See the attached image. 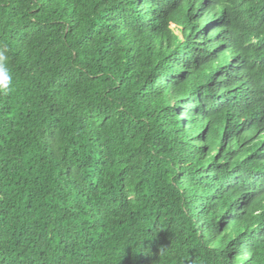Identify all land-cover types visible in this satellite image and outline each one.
<instances>
[{
  "label": "trees",
  "instance_id": "16d2710c",
  "mask_svg": "<svg viewBox=\"0 0 264 264\" xmlns=\"http://www.w3.org/2000/svg\"><path fill=\"white\" fill-rule=\"evenodd\" d=\"M0 264H264V0H0Z\"/></svg>",
  "mask_w": 264,
  "mask_h": 264
},
{
  "label": "clouds",
  "instance_id": "9594fccd",
  "mask_svg": "<svg viewBox=\"0 0 264 264\" xmlns=\"http://www.w3.org/2000/svg\"><path fill=\"white\" fill-rule=\"evenodd\" d=\"M13 83V76L9 68L8 56L5 49H0V94H6Z\"/></svg>",
  "mask_w": 264,
  "mask_h": 264
}]
</instances>
